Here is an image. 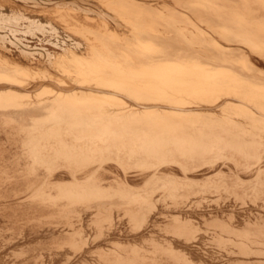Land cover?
<instances>
[{"label": "bare ground", "instance_id": "1", "mask_svg": "<svg viewBox=\"0 0 264 264\" xmlns=\"http://www.w3.org/2000/svg\"><path fill=\"white\" fill-rule=\"evenodd\" d=\"M98 1L0 55V264H264V0Z\"/></svg>", "mask_w": 264, "mask_h": 264}, {"label": "rangeland", "instance_id": "2", "mask_svg": "<svg viewBox=\"0 0 264 264\" xmlns=\"http://www.w3.org/2000/svg\"><path fill=\"white\" fill-rule=\"evenodd\" d=\"M55 1L0 0V52L4 53L0 54L1 57L7 56L5 59L14 60L11 61L14 64L51 69L55 54L67 48L91 56L86 48L85 37L56 20L51 9L64 0ZM72 1L91 10L101 7L98 0ZM78 40L84 44L78 45Z\"/></svg>", "mask_w": 264, "mask_h": 264}]
</instances>
